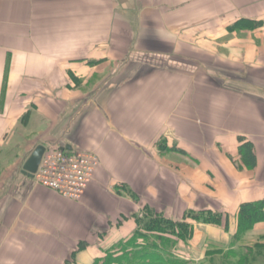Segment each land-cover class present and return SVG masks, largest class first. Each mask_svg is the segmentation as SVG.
<instances>
[{
	"label": "crops",
	"instance_id": "0c3cea01",
	"mask_svg": "<svg viewBox=\"0 0 264 264\" xmlns=\"http://www.w3.org/2000/svg\"><path fill=\"white\" fill-rule=\"evenodd\" d=\"M244 20L264 0H0V264H94L149 213L224 212L187 249L229 243L264 200V26ZM39 145L99 156L81 201L23 174Z\"/></svg>",
	"mask_w": 264,
	"mask_h": 264
},
{
	"label": "trees",
	"instance_id": "16d2710c",
	"mask_svg": "<svg viewBox=\"0 0 264 264\" xmlns=\"http://www.w3.org/2000/svg\"><path fill=\"white\" fill-rule=\"evenodd\" d=\"M264 26V21L251 22L240 21L229 30H254ZM30 118H23L24 125ZM241 146L239 152L244 165L248 168L256 167V157L252 143H246L244 138H239ZM162 147L166 148V141ZM68 152V151H66ZM69 153V152H68ZM6 157H10L8 154ZM140 226L139 231L126 243L120 244V256H113L108 253L104 259L96 260L94 264H186L173 257L170 251L174 250L179 242H190L194 238L195 224L211 225L230 232L231 218L224 212L192 211L189 212L183 221L174 222L164 218L162 215L149 213L145 219H137ZM264 225V200L244 203L241 205L237 216V231L232 237L231 247L243 240V237L254 231L258 226ZM144 239L145 245H139V239ZM87 243L79 245L76 253L86 249ZM245 254H238L235 249L227 254L223 251L209 252L208 256L218 254L222 257V264H257L259 257H262L264 245L256 244L253 247H246ZM243 249V250H244ZM264 258V257H263ZM211 264H215L211 261Z\"/></svg>",
	"mask_w": 264,
	"mask_h": 264
},
{
	"label": "built area",
	"instance_id": "2783aa9c",
	"mask_svg": "<svg viewBox=\"0 0 264 264\" xmlns=\"http://www.w3.org/2000/svg\"><path fill=\"white\" fill-rule=\"evenodd\" d=\"M99 167L100 158L94 152L68 153L51 145L46 147L35 180L63 198L81 201Z\"/></svg>",
	"mask_w": 264,
	"mask_h": 264
},
{
	"label": "rangeland",
	"instance_id": "374dc122",
	"mask_svg": "<svg viewBox=\"0 0 264 264\" xmlns=\"http://www.w3.org/2000/svg\"><path fill=\"white\" fill-rule=\"evenodd\" d=\"M29 154H27L24 158L26 161ZM24 162V161H23ZM253 232V231H252ZM213 241V240H212ZM232 238L229 241L228 244L226 243H211V240H208L206 242V245H203L200 248L201 254L199 256L195 255L193 253V250L187 249V245L189 242H179V245L171 252L174 258L181 260L182 262L186 264H211V261H213L215 264H222V257L218 254L213 256H208L207 253L209 252H217V251H223L224 254H227L230 250L235 249V252L238 254H245L246 253V247H253L256 244H262L264 245V228H260L259 230L255 231L253 233L249 232L247 233L241 242L236 244L234 247H231ZM139 245H145L144 239H139L137 242ZM209 245V247H208ZM121 247V246H119ZM119 247L115 248L114 251L110 254H113V256H120ZM244 249V250H243ZM263 254L262 257H259L257 264H264V249L262 250Z\"/></svg>",
	"mask_w": 264,
	"mask_h": 264
},
{
	"label": "water",
	"instance_id": "95a60500",
	"mask_svg": "<svg viewBox=\"0 0 264 264\" xmlns=\"http://www.w3.org/2000/svg\"><path fill=\"white\" fill-rule=\"evenodd\" d=\"M45 153H46L45 146L43 145L37 146V148L32 152V154L25 163L23 168V174L30 178H34L40 168Z\"/></svg>",
	"mask_w": 264,
	"mask_h": 264
}]
</instances>
